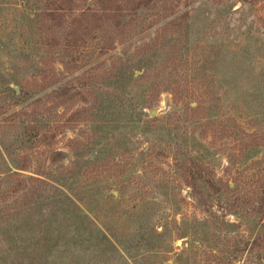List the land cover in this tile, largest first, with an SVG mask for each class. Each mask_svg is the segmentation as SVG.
<instances>
[{
    "label": "rangeland",
    "instance_id": "374dc122",
    "mask_svg": "<svg viewBox=\"0 0 264 264\" xmlns=\"http://www.w3.org/2000/svg\"><path fill=\"white\" fill-rule=\"evenodd\" d=\"M39 5L0 0V264H264L261 223L178 167L201 162L250 199L264 182V147L243 155L213 124L264 133V0L140 10L69 70L40 42ZM69 81L68 102L48 99Z\"/></svg>",
    "mask_w": 264,
    "mask_h": 264
},
{
    "label": "trees",
    "instance_id": "16d2710c",
    "mask_svg": "<svg viewBox=\"0 0 264 264\" xmlns=\"http://www.w3.org/2000/svg\"><path fill=\"white\" fill-rule=\"evenodd\" d=\"M40 3L35 15V27L39 33L40 42L45 46L47 57L58 59L65 69L73 65L75 57L89 44L99 43L100 51L112 48L116 39H123L135 28L138 20V11L151 9L158 4L176 2L184 7L191 6L196 0H35ZM192 9L188 8L179 18L168 22L171 26L168 32L183 34L190 18ZM72 84L66 82L52 89L48 94L58 102H68L72 96ZM210 95V94H209ZM190 114L197 113V106H187ZM88 118L92 110L83 108L75 111L68 118ZM189 114V113H188ZM91 117V116H90ZM219 137L232 138L237 142L241 154L245 155L252 149L264 147V133H248L232 118L219 123H213ZM31 127V126H30ZM36 136L38 135V129ZM47 133V131H46ZM39 136V135H38ZM37 136V137H38ZM255 138V140H253ZM264 163V157L260 160ZM178 167L184 168L183 174L186 180L199 182L212 198H224L227 203L236 205L237 208L248 209L249 214L258 223H261L256 240L264 239V182H258L255 186L253 198H248L238 193H230L227 183L215 179L212 170L207 165L194 159L178 161ZM263 171V170H262ZM190 184V183H189ZM33 189V188H32ZM42 191L33 189L31 196H38ZM49 189L46 185V197ZM247 207V208H245ZM240 209V208H239ZM243 210V209H242Z\"/></svg>",
    "mask_w": 264,
    "mask_h": 264
}]
</instances>
